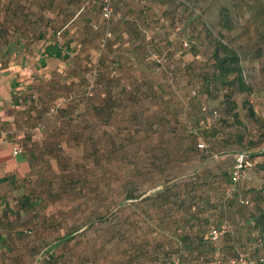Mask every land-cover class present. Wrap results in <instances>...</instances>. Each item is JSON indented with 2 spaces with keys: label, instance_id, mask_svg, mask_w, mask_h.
Wrapping results in <instances>:
<instances>
[{
  "label": "rangeland",
  "instance_id": "obj_1",
  "mask_svg": "<svg viewBox=\"0 0 264 264\" xmlns=\"http://www.w3.org/2000/svg\"><path fill=\"white\" fill-rule=\"evenodd\" d=\"M83 1V11L59 38L60 44L71 47L68 55L63 61L52 58L44 73L36 69L35 57L28 47L13 48L7 58H3L0 48V67L13 69L7 84L17 86L10 89V93H57V97L78 89L82 72L89 78V84L99 65L101 74L114 82L118 77L112 78L107 69L112 62L124 78L127 67H133L138 73L148 68L152 81L160 85L166 95L163 103L167 110L160 128L149 131L148 178H126L131 171L127 173L129 166L121 155L126 149L124 145L108 146L93 155L83 153L79 161L65 158L68 165L65 175L61 176L62 184L57 163H45L47 167L36 179H51L52 183L48 181L47 188L37 191L36 216L55 222L48 227L37 225L34 228L63 232L67 228L63 225L66 219L75 218L85 210V215L92 220L80 228V232L75 231L84 238L74 237L68 242L75 247L71 255L74 258L84 255L85 264H128L134 243L131 218L127 217L131 201L127 196L135 183L139 189L149 186L151 194L157 195L155 187L165 188L181 182L192 185L191 180L196 179L199 185L209 188V207L214 208L213 213L228 202L241 204L240 197L247 199L244 205L251 207L258 203L264 207V200H257L255 195L264 175L258 164L243 170L235 181H229L223 174L226 169L230 171L236 151L246 149L254 153L259 139L264 138V0H116L120 4L109 20L100 18L98 0ZM55 7L52 3L49 12L55 14ZM121 13L126 20L121 18ZM15 16L18 17V13ZM28 16L34 17V14ZM18 18L16 24H19ZM131 21L135 23V30L128 31L127 22ZM92 23L95 29L90 27ZM101 38H105V46ZM181 40H186L190 46L180 48ZM217 40L240 55L242 76L248 84L247 91L232 93V100L225 99L223 88L215 94L202 92L200 73L211 70V53ZM39 43L33 44V51ZM151 52L160 55L162 64L171 71L172 85L166 81L165 73L152 71L148 58L152 57ZM98 89L96 86L92 93H99ZM191 89H196V94L192 95ZM230 101L235 104L236 117L224 109ZM201 105L214 108L215 112L202 111ZM155 107L153 103L149 110ZM176 110L181 116V127L174 130ZM190 142L201 146L195 145L194 149ZM219 191L221 195L216 193ZM212 201L218 202L219 207H213ZM218 224L213 222L211 227L216 228ZM220 235L217 233L211 239L207 234L213 250L206 257L205 254L192 257V263L217 260L223 264L233 256L229 250L226 255L218 251L223 243ZM245 236L243 232L245 245L238 246L237 251L254 264L251 260L255 259L251 252L253 243ZM257 254L264 257V245Z\"/></svg>",
  "mask_w": 264,
  "mask_h": 264
},
{
  "label": "trees",
  "instance_id": "obj_2",
  "mask_svg": "<svg viewBox=\"0 0 264 264\" xmlns=\"http://www.w3.org/2000/svg\"><path fill=\"white\" fill-rule=\"evenodd\" d=\"M52 3H55L56 6L54 9L55 14L49 12V6ZM118 4L120 3L116 0H110L111 16L113 11H117ZM84 5L85 1L83 0H0V48L3 58H7L8 53L13 48L18 50L28 47L27 50L29 52L32 51V55L35 57V62L38 66L36 69L41 73L46 71L48 63L53 61L52 58L63 61L71 47H68L67 44H60V35L66 32L70 22L83 11ZM100 6L101 0H98L99 16ZM16 13H18L19 18L15 16ZM28 14H34V17L29 18ZM122 14L121 18L126 20ZM16 18L19 19V24H16ZM127 23L129 24L127 26L128 31L135 30L134 21ZM28 26L32 27L29 28ZM90 27L95 29L96 26L92 23ZM34 43H39L36 51H33ZM103 44L104 46L106 45L105 38ZM189 46V43L184 47L180 44V48ZM211 56V70L200 73V80L203 84L202 92L215 94L218 89L223 88L222 94L225 99L232 100L230 99L232 93L248 90V84L242 76V69L239 65L240 55L236 51L217 40L213 45ZM148 58L151 61L150 67L152 71L165 73L166 81L172 85V73L170 82L166 72L158 68L157 62L152 57L148 56ZM107 69L112 78L118 77V79H113V82L111 79L104 77L101 74L102 72H100L102 66L99 65L95 68L89 84V78L87 79L85 73L82 72L80 75L82 84L75 91L60 93L57 97H55L57 93H48L47 95H45L46 93L24 94V102L26 104L39 107L34 124L40 129L39 135L42 138L47 137L42 152L55 158V162L61 171L58 175L59 177L65 175L64 170L68 165L65 158L69 157L70 159H67L70 161H79L83 153L85 155H93L103 150V148L107 149L108 146L116 148L123 145L126 149L121 155L128 163L129 169L127 168V173H129V170L131 171V175L128 174L126 178L131 176V178L136 180L138 177L148 178L149 176V131L151 128H160L162 123H164V111L167 110V107L163 102L166 95L160 85H156L157 83L152 81L148 68L138 73L133 67H127L126 78L122 77V74L119 75L115 64L112 62L108 64ZM117 80L121 81V83L117 82ZM96 86L99 87V93H92ZM193 90L194 93L190 91L192 95L197 92L196 89ZM153 103H156V107L149 110ZM53 104L56 105L54 111L47 115L45 113L46 109ZM234 106L233 101H230L229 104L224 106V109L231 111L232 115L236 117V112L233 111ZM199 108L202 111L207 110L209 113L215 112L214 108L207 109L205 105H201ZM174 118L172 128L174 130L180 129L181 116L179 110H176ZM201 130L206 131L205 129ZM239 139L240 137L238 136ZM259 141L260 143L254 153L250 154L246 149L236 151L233 156V163L236 154L244 152L246 154L245 157L251 162L250 167L245 169L251 168L256 163L264 170V138H260ZM195 145L190 142V146L194 149ZM18 146L22 151V147ZM27 149H30V147H27ZM254 157L261 158L253 159ZM31 164L33 163L31 162ZM46 167L47 165L44 163V168L39 167L38 170L32 173L31 177H27V179L22 181L24 192L15 199L16 206L22 210L20 215L22 228L20 232L25 234L39 231V233L53 234L58 239L55 244H62L64 247L68 246L66 249L70 254L69 259L73 260L72 264H77L78 260L81 263H86L84 255H80L79 259L71 255L75 247L70 246L68 243L74 237L77 240L84 238L81 233L75 234V231L78 230L80 232L92 220L85 215V210L75 218H67L66 223L63 224L67 228L63 232L51 233L52 230L47 228L45 230L34 228L37 225L48 227V225H52L55 222L47 217L36 216L37 202L35 201L39 197L37 191L47 188L49 186L48 181L50 184L52 183L50 182L52 181L51 179L47 180L44 178L40 181L36 179L37 174L39 172L42 173ZM231 170L232 166L230 171L227 169L223 171L224 176L228 177L229 181H231ZM139 172L140 174H137ZM192 180V185H185L181 182L179 185H170V187L165 188L155 187L157 195L151 194L149 186H142L139 189L138 184L135 183L130 189L128 187L129 183H127L129 188L127 199L131 201L127 217L131 218L132 242L134 243L132 246L133 253L128 257V264H167V261L172 256L177 257L179 264H197L198 261L192 263V257H189L191 258L189 260L187 258L186 262H182L178 253L168 250L164 251L161 246L164 242L174 241L177 238L180 239L182 245L197 250L198 255L195 258L201 257L202 254H205L206 257V254L213 250L210 239L205 233L208 223H217L221 218L228 216L233 217L231 230H227L223 234L225 237L223 238V243L218 246V251H221L222 255H226V250L232 252L233 255L236 254L238 252L237 247L245 245V240L243 241L242 239L244 232L248 241L253 243L251 252L255 259L251 260L254 264H264V257L257 254L264 245V207H260L258 203H254L251 207L244 205L243 203L248 201L245 197H240L239 202L241 204H229L228 202V205L222 204V208L221 206L219 207L218 202L212 201L213 207H216V205L219 207L213 213L212 210L214 208L209 207L211 202L209 188L199 185L196 179ZM59 181L61 184L63 183L62 177L59 178ZM133 188L136 189L132 192ZM210 188L212 187L210 186ZM148 189L149 191L144 193ZM256 190L257 200H264V175L261 186ZM212 192L215 193V191ZM216 193L220 194L221 191ZM198 204L205 205L209 209V217L203 213L201 218H197L193 222V224H199L197 229L200 231V234L195 233L198 237L193 240L194 238L189 236L190 234H182V232L173 230L174 225L181 222V218L174 219L172 215L174 211H186L188 208L194 209ZM151 205H153L152 209ZM234 206L236 207L234 208ZM235 210L238 213L234 212ZM244 213L246 218L243 220L237 221L234 219V217H241ZM36 219H43V221L36 224ZM242 229L244 230L243 232ZM165 233L170 234V236ZM51 250V248H46V250L42 251L41 257L54 261Z\"/></svg>",
  "mask_w": 264,
  "mask_h": 264
},
{
  "label": "crops",
  "instance_id": "obj_3",
  "mask_svg": "<svg viewBox=\"0 0 264 264\" xmlns=\"http://www.w3.org/2000/svg\"><path fill=\"white\" fill-rule=\"evenodd\" d=\"M11 67L18 68L16 65H11ZM11 70L13 69L10 67H0V264H72L73 260L69 259L70 254L66 249L68 246L55 244L58 239L53 234L39 233V231L25 234L20 232L22 210L16 206L15 199L24 192L22 181L31 177L39 167L44 168V163L56 160L51 155L42 152L47 137L42 138L39 135L40 129L34 124L39 107L26 104L24 102L25 93H10V89L17 88V86L7 84L12 74ZM14 144L20 145L22 151L13 155L10 149ZM148 191L149 189L144 193ZM203 213L209 217V209L201 204L194 209L174 211L172 217L181 218V222L175 224L173 230L182 232V234H190L189 236L196 240L198 235L195 233L200 234L197 229L199 224H193V222L201 218ZM228 217L221 218L220 224L216 227L218 234H221L219 238L222 241L225 237L223 234L231 230L233 217ZM244 218H246L245 213L239 218L234 217L237 221ZM36 221L37 224L43 219H36ZM211 226L208 223L205 232L209 238H211L209 234ZM166 235L170 236V234ZM161 247L164 251L178 253L182 262L198 255L196 249L182 245L180 239L177 238L174 241L164 242ZM46 248L52 249L54 261L41 257L42 251ZM79 258L77 256V259ZM77 264L85 263L78 260Z\"/></svg>",
  "mask_w": 264,
  "mask_h": 264
},
{
  "label": "built area",
  "instance_id": "obj_4",
  "mask_svg": "<svg viewBox=\"0 0 264 264\" xmlns=\"http://www.w3.org/2000/svg\"><path fill=\"white\" fill-rule=\"evenodd\" d=\"M112 14V9H111V6H110V0H101V6H100V17L103 19V20H108L110 18ZM105 35H108V33H106ZM105 37V36H104ZM104 41V38H101L100 39V42L101 44L103 43ZM180 44L184 47L186 46L188 43L186 40H181L180 41ZM151 56L152 58L157 62V66L158 68H163V70L166 72V74L168 75V81L171 82V72L169 69H167L163 64H162V61H161V56L158 55L157 53L155 52H151ZM191 92L194 93V90L191 89ZM55 104L53 105H50L45 113L48 115L50 114L51 112L54 111L55 109ZM198 146H201V144H197ZM11 153L14 155V154H17L21 151V148L18 146V145H12L11 146V149H10ZM245 153L244 152H238L236 154V157H235V161L232 165V170H231V173H230V179L232 181H235L239 174L245 169V168H248L250 167L251 165V162L249 159H247L245 157ZM218 233V229L217 228H211L210 229V237L211 239H214L216 237ZM167 264H179L178 262V259L176 256H172L171 259H170V262L167 263ZM197 264H220L219 261L217 260H213V261H205V262H198ZM223 264H252V262L249 260V261H246L244 259V255L240 252H237L236 254H234L233 256L231 257H228L226 259V261L223 263Z\"/></svg>",
  "mask_w": 264,
  "mask_h": 264
}]
</instances>
